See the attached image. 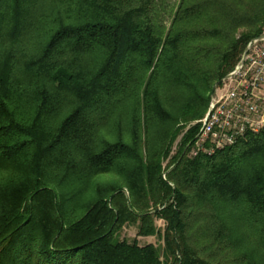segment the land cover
<instances>
[{
	"label": "trees",
	"instance_id": "1",
	"mask_svg": "<svg viewBox=\"0 0 264 264\" xmlns=\"http://www.w3.org/2000/svg\"><path fill=\"white\" fill-rule=\"evenodd\" d=\"M168 1L0 0V264H264V132H185L264 0Z\"/></svg>",
	"mask_w": 264,
	"mask_h": 264
},
{
	"label": "built area",
	"instance_id": "2",
	"mask_svg": "<svg viewBox=\"0 0 264 264\" xmlns=\"http://www.w3.org/2000/svg\"><path fill=\"white\" fill-rule=\"evenodd\" d=\"M246 52L215 88L205 117L194 124L198 131L186 146L190 158L212 156L264 132V32Z\"/></svg>",
	"mask_w": 264,
	"mask_h": 264
},
{
	"label": "rangeland",
	"instance_id": "3",
	"mask_svg": "<svg viewBox=\"0 0 264 264\" xmlns=\"http://www.w3.org/2000/svg\"><path fill=\"white\" fill-rule=\"evenodd\" d=\"M180 0H169L168 3H169V6H173V5H177L179 4ZM169 24V23H168ZM213 94V93H212ZM211 94V95H212ZM211 100V98H210ZM197 121L191 123L188 125V127L186 128L185 132H188L189 129H191V127H194L195 123ZM179 142V141H178ZM177 142V145L175 146L174 148V151L172 152V155L173 153L175 154V151L179 145V143ZM169 162H170V158L168 160H166L163 164V169L165 171H167L168 169V166H169ZM164 171V172H165ZM113 181H120L118 180L116 177H112V176H106L105 178H102V180H99L98 183L100 182H103V183H111ZM125 194H126V197H129V193L127 190H125ZM154 210V208H152L150 211L152 212ZM164 227V222L163 221H158L157 222V228L161 229ZM138 229L136 227H130V228H126L124 229L123 233H122V239H125L129 242H132L133 240L137 239L138 240V243L140 245H146V244H149V243H152V244H156L157 246H161L163 244L162 240L158 237V236H154V237H149V238H140L137 236V231Z\"/></svg>",
	"mask_w": 264,
	"mask_h": 264
},
{
	"label": "water",
	"instance_id": "4",
	"mask_svg": "<svg viewBox=\"0 0 264 264\" xmlns=\"http://www.w3.org/2000/svg\"><path fill=\"white\" fill-rule=\"evenodd\" d=\"M247 52L245 51L244 56H246Z\"/></svg>",
	"mask_w": 264,
	"mask_h": 264
}]
</instances>
